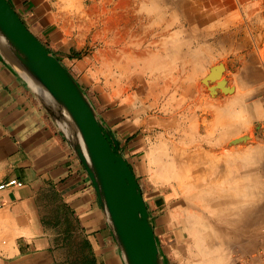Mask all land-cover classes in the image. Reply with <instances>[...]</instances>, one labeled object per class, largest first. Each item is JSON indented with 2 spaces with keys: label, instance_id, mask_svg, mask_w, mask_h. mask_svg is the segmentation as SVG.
<instances>
[{
  "label": "rangeland",
  "instance_id": "374dc122",
  "mask_svg": "<svg viewBox=\"0 0 264 264\" xmlns=\"http://www.w3.org/2000/svg\"><path fill=\"white\" fill-rule=\"evenodd\" d=\"M65 1L68 4H62L60 10L64 14L69 46L66 55L58 57L96 109L103 104L107 108H118L120 119L132 124L131 137H143L147 150L165 142L171 155L178 154L177 148L185 149L186 153L201 148V158L214 154L226 156L250 146L248 141L234 142V145L226 142L230 137L247 134L251 136V145L264 147V75L255 80L256 77L250 79L251 76L244 74L253 57L264 70V0L237 1L246 13L252 10L254 16L250 19L240 14L233 20L231 28L228 25L224 28L226 31L232 29L224 39L212 33L213 28L203 23L195 25L194 20H189V2L194 4L195 0H149L146 18L154 21H150L152 25L144 26L135 25L133 18L139 11L134 10L133 6L137 4H132L131 0H60ZM222 2L225 6L231 3L230 0ZM243 39L245 43H242ZM213 64L225 65L221 74L225 78L220 81L224 84L226 81L225 86H233L234 90L224 92L217 87L212 91L210 87L218 86L220 75L209 84L203 81L202 77L215 67ZM241 92L245 107L229 105L240 110L233 120L240 127L221 143L226 124L220 122V109L228 105L230 97ZM157 151L154 149V153ZM246 165L239 158L230 163L234 175L251 177L245 179V184L257 192L253 200L258 199L256 206L260 213L257 217L260 220L253 218L240 222L238 218L228 221L223 216L218 217L215 202L209 199L204 202V198L197 195L200 188L187 186L182 190L181 183L177 184L175 178L166 181L172 195L170 208L182 206L191 221L184 219L187 233L190 226L192 234L185 245L187 260L192 238L193 250H198L199 264H234L239 258L251 261L264 254V176L262 181L254 178L256 174H264V166H260L261 159ZM222 174L218 171L215 176L219 178ZM189 179L192 182L193 176L189 178L185 173V183ZM229 183L227 187L238 186ZM190 196L196 198V203ZM253 204L249 203L250 206ZM189 210L194 212L189 214ZM192 214L198 215L199 222L195 216L190 219ZM151 216L153 218L152 213ZM196 224L210 232V237L206 238V244L211 248L207 255L200 250L196 236L191 232L198 228Z\"/></svg>",
  "mask_w": 264,
  "mask_h": 264
},
{
  "label": "crops",
  "instance_id": "0c3cea01",
  "mask_svg": "<svg viewBox=\"0 0 264 264\" xmlns=\"http://www.w3.org/2000/svg\"><path fill=\"white\" fill-rule=\"evenodd\" d=\"M8 1L51 52L66 55L69 40L60 6L68 2ZM131 1L139 11L135 25H152L154 19L146 18L149 0ZM237 1L246 0H230V6L222 0L190 1L188 18L224 39L232 30L224 28L240 14L254 16ZM97 109L140 181L165 264H199L193 238L186 259L192 236L190 226L189 234L185 229L186 209H171L168 179L152 178L156 166L145 139L131 137L132 124L120 119L118 108ZM14 177L24 185L0 189V264H127L85 167L26 79L0 54V184Z\"/></svg>",
  "mask_w": 264,
  "mask_h": 264
},
{
  "label": "water",
  "instance_id": "95a60500",
  "mask_svg": "<svg viewBox=\"0 0 264 264\" xmlns=\"http://www.w3.org/2000/svg\"><path fill=\"white\" fill-rule=\"evenodd\" d=\"M0 54L26 79L85 167L126 263L165 264L140 182L116 136L75 76L8 0H0ZM224 69L216 65L204 82Z\"/></svg>",
  "mask_w": 264,
  "mask_h": 264
},
{
  "label": "bare ground",
  "instance_id": "6f19581e",
  "mask_svg": "<svg viewBox=\"0 0 264 264\" xmlns=\"http://www.w3.org/2000/svg\"><path fill=\"white\" fill-rule=\"evenodd\" d=\"M251 62H252L251 66L248 65L249 67L248 66L246 67V69H249V70H244V74L251 76L250 79L253 77L254 78L256 77L255 80H258V77L261 78L264 75V70L261 69V64L257 58L253 57V60ZM216 65H218V64H216ZM224 67H225V65H224ZM208 73L209 72H207L204 77H206L208 75ZM235 73H237V72H235ZM242 75H243V73H242ZM216 76H218V75L214 74L213 79H215ZM204 77H202V78H204ZM219 78L220 79H217V80L220 81L222 78L224 79L225 77H222V75H220ZM210 82L211 81L209 80V83ZM221 82L222 81L219 82L218 86H214V88L218 87V89H220L221 87H224L226 89L225 84L221 83ZM252 82H253V80H252ZM214 88H212V91L214 90ZM221 90H220V92H221ZM215 93H216V91H215ZM243 94L244 93L241 92L240 94L238 93L235 96L233 95L232 96L233 98L230 97V100H228V105L226 104L227 106H223V108L220 109V116H219L220 122L223 124H226L225 125L226 126L225 132L221 136L220 141H222V140L226 141L227 136H230L236 130L238 131V128L240 127V126L236 125L235 122L233 121L235 118H237L239 116V113H240L239 109H236V110L234 109V107H235L234 105H237V104L241 105L242 104L241 106H244L243 102H244L245 98H244ZM232 104H234V105L229 106ZM241 110H242V107H241ZM218 113H219V111H218ZM250 132L251 131H249L248 133H250ZM250 139H251V136L248 134L243 135V136H239V137H233V138L230 137V139H228V141H226V142H228V144L234 145V142L236 143V142H240V141H248V144H250V146L247 147L245 145L247 148L245 150L239 151L240 153H236L235 151H232L228 155L225 153L226 156L222 155V154H220V156L219 155L217 156L214 154L216 152L214 150L215 151V152L213 151L214 156L213 155L208 156V157L204 156L203 158L200 157V155L202 154V152L200 150L201 148L200 149L196 148L194 151L188 152V153H186L185 149L182 150V148H181L180 150H178L179 148H177L178 154L171 155V150L169 151L168 148L165 147L166 143L165 142H163L164 144L160 143L159 147L156 146L152 150V156H153L152 162L156 166L152 170V178L155 180L156 179H168V180H170L171 179L170 177H173L177 180V184L181 183L180 189H182V190H186V188H188L187 186H191V188H200L197 195L204 198L203 201L204 200L206 201L207 199H209L210 202H215L216 211L218 212L217 213L218 215L217 214L216 215L218 217L223 216L228 221H231L234 218H238V220L240 222H243L246 219L256 218L254 215H256V213L258 211L257 206H256L258 199L253 200V198L255 195L254 193H257V192H254V190L250 189L251 186L249 188V185L245 184V179H250L251 177H249L248 175H245V176L234 175L233 169H232V167H230V163L231 162L233 163L234 159H237V158H239V160L243 161L245 166H247L246 164L251 162L252 160H255V159L260 160L261 159L262 165H260V166H264V161H263L264 160V147H263V145L262 146H258V144H257V146L255 144L251 145ZM221 143H223V141ZM228 146H226V147H228ZM230 147H232V146H230ZM154 149L158 150V151L156 153H154ZM173 149L176 150V147H173ZM228 151H229V148H228ZM234 153H236V154L234 155ZM203 154H206V153L203 151ZM181 156H183L184 159H182ZM178 159H179V161L177 162ZM223 166H227V167H223ZM202 167H205V168H202ZM218 171H221L223 173L219 178L216 177L217 175L215 176V174H217ZM185 173H187V176L189 175V178H191L193 176L192 182L189 179L187 181V183H185V180H184ZM263 173H264V170H263ZM262 176H264V174L260 173V174H256V176L255 177L253 176V177L257 180L261 179L259 181H262V178H261ZM157 182H158V180H157ZM229 182L237 183L238 186H236V187L228 186L227 187V184ZM246 182H248V181H246ZM229 184H231V183H229ZM262 186H264V185L262 184ZM218 197H219V199H216ZM249 197H252V198L249 199ZM262 197L264 198V196H262ZM251 200H253V201H251ZM249 203L250 204L254 203V204L252 206H250ZM210 211H211V208H210ZM194 216L195 215H193V214L190 215V219L193 218ZM198 218H199L198 215H196L195 220L199 222ZM195 220H194V222H195ZM193 224H195V223H193ZM197 224H199V223H197ZM203 224H204V222H203ZM201 226H202V224H201ZM196 227H198V228H196V229L194 228L195 230H193L191 232L196 236L195 241H196V244L199 246L200 250L202 249L204 254L207 255L208 251H210V249H211L206 244V238L210 237V235H209L210 232H208L209 230L207 227H205V228H207L205 230L204 229L202 230L200 225L199 226L197 225ZM247 230H248V228H247Z\"/></svg>",
  "mask_w": 264,
  "mask_h": 264
},
{
  "label": "built area",
  "instance_id": "2783aa9c",
  "mask_svg": "<svg viewBox=\"0 0 264 264\" xmlns=\"http://www.w3.org/2000/svg\"><path fill=\"white\" fill-rule=\"evenodd\" d=\"M24 185V181L18 178H10L0 184V189L7 187H21ZM234 264H264V254L254 258L253 260L239 258Z\"/></svg>",
  "mask_w": 264,
  "mask_h": 264
}]
</instances>
